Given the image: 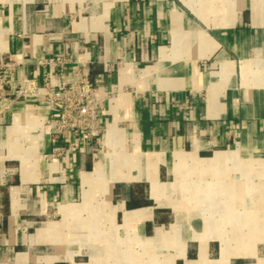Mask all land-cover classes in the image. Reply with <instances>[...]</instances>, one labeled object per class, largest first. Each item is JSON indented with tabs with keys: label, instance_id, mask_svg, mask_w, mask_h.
<instances>
[{
	"label": "crops",
	"instance_id": "1",
	"mask_svg": "<svg viewBox=\"0 0 264 264\" xmlns=\"http://www.w3.org/2000/svg\"><path fill=\"white\" fill-rule=\"evenodd\" d=\"M3 56L105 128L0 99V264H264V0H0Z\"/></svg>",
	"mask_w": 264,
	"mask_h": 264
},
{
	"label": "built area",
	"instance_id": "2",
	"mask_svg": "<svg viewBox=\"0 0 264 264\" xmlns=\"http://www.w3.org/2000/svg\"><path fill=\"white\" fill-rule=\"evenodd\" d=\"M64 58L55 56L45 59L47 64L62 63ZM75 76L70 82L56 86L49 80L39 84L34 78L14 76V61L0 57V99L15 102L31 98L48 109L45 123L51 130L52 140L70 138L71 148L89 138H97L105 128L101 112L105 95L90 82L86 73L73 69ZM58 148H54L57 153Z\"/></svg>",
	"mask_w": 264,
	"mask_h": 264
}]
</instances>
